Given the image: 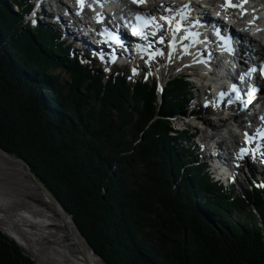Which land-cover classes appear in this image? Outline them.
I'll list each match as a JSON object with an SVG mask.
<instances>
[{"label":"trees","instance_id":"obj_1","mask_svg":"<svg viewBox=\"0 0 264 264\" xmlns=\"http://www.w3.org/2000/svg\"><path fill=\"white\" fill-rule=\"evenodd\" d=\"M21 1L0 0V148L30 165L94 255L103 264H264V186L241 195L216 187L189 163V135L171 134L187 82L170 80L159 101L155 82L84 66L48 26L23 25L30 6L18 14L8 5ZM0 264L35 262L0 231Z\"/></svg>","mask_w":264,"mask_h":264},{"label":"rangeland","instance_id":"obj_2","mask_svg":"<svg viewBox=\"0 0 264 264\" xmlns=\"http://www.w3.org/2000/svg\"><path fill=\"white\" fill-rule=\"evenodd\" d=\"M213 1L218 2L221 0H213ZM235 2H239V0H235ZM257 2H261V0H257L251 3H257ZM24 3L25 2H23L22 5L15 4V7L17 9L14 8L13 10L11 8L10 2H8V5L11 11H13L14 13H17L19 12V6L20 8L21 7L25 8L27 4L25 3L26 5L24 6ZM232 3L234 5H237L234 3V0L232 1ZM176 4H178V1L176 2ZM262 5H264V0H262ZM234 9L236 8L233 7V10L230 9V13L236 16L233 12ZM25 24L27 23H25L24 21L23 25ZM30 27L35 28L33 25H30ZM162 48H165V45H162ZM74 51H78V50H74ZM160 51L163 53V55H160V56L163 58H166V60H168L169 62H165V63H161L157 61H154V63L143 62V64L138 65L139 69L135 70V73H133V68L129 70H124L127 81L133 83L136 79L140 78L148 84H151L152 82H158L161 84L160 86L163 87L166 81L172 78L173 76H175V74H177L180 71V69L178 68V62L175 60L174 57H171V59H169V56H166V54L169 53L168 52L169 49L167 50L166 53L164 52V49ZM74 55L77 56V54H74ZM79 57H80L79 59L81 63L84 66H86L87 63H90L89 66H91V62H88L85 57H82L80 54H79ZM102 62L103 61L99 59V63L96 62L92 64L100 66L104 74L111 71L109 67L103 66ZM179 65L183 67V64H179ZM189 85L191 84L189 83ZM193 88L194 86H192L190 89L191 93H194ZM201 92H206V90L201 89ZM160 99L161 97L159 98V101H161ZM192 108H193V103H191L187 107L186 111H189ZM208 110H206L205 107H202L201 110H198L195 114L197 117H200V119L202 118L204 120H207L211 124L213 122L215 123L216 127L220 128L221 122L217 120L216 112L212 110L211 111L210 110L208 111ZM177 120L184 122V124L187 126L188 125L190 126L191 124V120H187L186 118L182 116H178V115L175 116V120H171V123L172 121H177ZM171 125H174V123H172ZM10 159L15 160L16 158L12 157ZM262 161H264V156L258 157L257 160L255 161L247 160V162H242L243 163L242 168L239 171L237 169L236 174L233 177V179L237 180V182L233 185L224 184L226 185L224 186L226 187L225 190H229L233 186L232 190L234 191V194L241 195L246 190H249L251 187H255V188L262 187V185L264 184V175H263L264 162ZM250 164H254L253 166L254 170L248 171V166ZM37 181L38 180H34L32 178L28 170L25 168V166L21 162L10 161L0 154V208H2L3 212L9 213L11 218H13L18 210L20 209L26 210L30 208L31 211L29 212H31V214L29 215L33 217L35 216V219L37 221L31 224L30 222L29 224L28 223L26 224L29 226L31 225L30 228L28 227L29 231H32L34 233H35L34 230L38 231L39 236L37 237L39 239V242H41L40 246H42V248L54 247L55 243H59L60 245L67 247V245L70 242H72V239L75 236L76 242L86 251H90V249L87 247L83 239L79 236L76 230V227L71 223V221L69 225L65 223L63 219L64 215L61 213L60 209H58V205L51 198L50 199L45 198V196L43 195L44 191L42 190L41 185H39ZM59 213L60 215L57 216ZM201 213L205 215L208 220L210 219L208 214L205 211L202 210ZM45 215L49 217L47 218ZM65 215L69 219L68 215L67 214ZM14 226H17V225L15 224ZM33 227H35L36 229H34ZM23 251L28 257H30L35 262V264H39L38 260H36L35 256H33L32 253L26 252L25 250ZM41 253L44 255L43 250H41ZM93 256L95 259V264H103V262L100 259H98L95 255ZM78 262L83 263L82 260H78ZM49 264H53V263L49 262Z\"/></svg>","mask_w":264,"mask_h":264},{"label":"bare ground","instance_id":"obj_3","mask_svg":"<svg viewBox=\"0 0 264 264\" xmlns=\"http://www.w3.org/2000/svg\"><path fill=\"white\" fill-rule=\"evenodd\" d=\"M177 1H178V4H180V5L184 4L186 1H189V2H194V1L195 2H199L200 1V2L203 3L202 0H145L144 3L147 2V7L148 8L146 7V5L144 3L140 4L138 6L143 8V10H148V9L151 10V8H153V9H157V10L159 9V11L161 9V11H162L164 9L161 7V5H163L164 7H168V6L174 7ZM254 1H256V0H244V1H242V4H244L247 7H249L252 4L251 2H254ZM261 2H262V0H261ZM20 3H22V1ZM222 3H225V1L223 0ZM229 3L232 4V0H229ZM215 4H217V3H215ZM47 5L55 6V2H50L48 4L41 3V5L38 6V8H45ZM199 8L201 9V7H199ZM247 13H249V12H247ZM40 15L45 16L44 13H42ZM194 16H197V18L200 19V18L204 17V13H202V11L198 10L194 14ZM246 17H247V15H246ZM254 17H255V20H254ZM61 22L63 23L62 19H61ZM250 22L252 23V25H251L252 28L250 27L249 29H247L248 32H250L252 29H254V31L264 32V5H263V7L260 10L257 11L256 14H255V12L251 14V21ZM159 24L162 25V23H159ZM77 25H78V21L76 20L72 24V29L69 32L78 33L79 32L78 28H76ZM162 26H163V28H162V30L160 32H161V36L164 37L163 45H165V48H162V43H158L157 44L158 45L157 48L160 49V50L164 49V52L166 53L167 50L169 49V43L173 40V31H174V29L172 28V26H171V29H170L168 24H167V26L166 25H162ZM83 27L84 26L82 25V28ZM90 27H92V26H90ZM87 29L88 28L86 27L85 30H87ZM207 32L208 31H206V33ZM199 33L201 34V30L199 31ZM181 36H182V33H180V35H176V40L180 41L179 39H181ZM213 40H214L213 38H212V40L207 39L205 42L213 43ZM82 41L86 42V44H88L90 41H94L93 35L84 36L82 38ZM202 42H204V40H199L197 43H198V45L201 43V46H202V44H204ZM190 43L192 44V42H190ZM111 50L112 49H109V51H111ZM216 50H217V47H215V46H212L210 48V52L212 54H215ZM105 51H107V49H105ZM189 53L190 52L188 50L187 54L183 55V51L181 49H177L176 50L174 48L171 57H174L175 60H180L179 61L180 64H183V67L180 68V72L189 73L190 71H196V72L200 73V75H196V78L191 80L192 83L190 82L191 86H194V93L196 95V101H194V104L196 106L195 108L196 109H197V107L200 108L201 104H203L204 106H209L208 105L209 104L208 97L207 98L205 96L204 97H199V95L200 94L205 95L208 89L209 90L212 89L214 91H217V90L221 91L222 90V87H221L222 84H217L216 83V78H218V76L220 75L218 73V70L220 69V61H219V63L217 65H215L214 62H213V59H214L213 57H208V55L207 56L205 55L204 59H202V56H199L203 61L205 60V62H203V65L200 66V68H199V67L194 65L195 63H190L189 62V58H190ZM117 55L121 56V53H118ZM128 55H129V52H128ZM123 56H124V54H123ZM166 56H169V54H166ZM163 60L164 61H160V62L161 63L169 62L168 60H166V58H163ZM220 72H221V70H220ZM190 76H192V75L190 74ZM177 77H179V75L175 74V76H173L172 78L167 80V82L163 85V87L160 86V88H159L160 95L163 93L165 87L167 86V83L170 80L175 79ZM196 81H197V83H196ZM201 89L206 90V92H201ZM214 94H219V92H214ZM252 99L254 101H258V99H256L255 97H252ZM218 104H219V101L217 100V97H216V100H214L213 103H211V106L214 107V108H218ZM228 108H230V107H228ZM218 113H217V116L221 117V120L219 121V122H221L223 118H222V115L218 114ZM260 113L263 114L264 111H262V112L260 111ZM204 121H205L206 125H209V126L213 127L212 132L215 134V136L220 133L219 127L214 126L215 123L212 122V124H211L207 120H204ZM232 128H233V125H229L228 127L224 126V131H225L226 136H228L230 138V140L234 144H236V147H238L239 141H238V139H236L235 133L232 132ZM206 136L209 137L208 134ZM201 147L202 148H206V150H205L206 154L208 153L209 155H211V159L220 167V172H223V168L225 167V163L223 162V160L220 161L221 157L220 158L216 157L215 151H214L215 150L214 147H213V150H212V147H211V149H208L204 142L201 143ZM0 154L3 157H5L6 159L10 160V161L17 162V161H15L13 159L7 158L3 153H0ZM224 160H225V158H224ZM198 166L200 167L201 165L199 164ZM253 166H254V164H250L248 166V171L254 170ZM246 168H247V166H246ZM228 172H229V167H227V170L223 174L219 175V174H217V172H214V173L218 177H224L226 174H228ZM263 175H264V169H263ZM43 195L45 196L46 199H50L49 195L46 192H44ZM29 211H31L30 208H28L26 210H21L20 209V210H18L16 212L14 217L11 218L9 213H4L2 208H0V229L6 235H8L12 240H14L23 250H25L26 252L32 253V255L35 256L36 260H38L39 264H47V263L49 264V262H51L53 264H95V259H94L93 254L90 251H86L85 249H83L76 242V237L75 236L72 239V242H70L67 245V247L66 246H62L59 243H55L54 247L42 248V246H40L41 242H39V239L37 237V236H39L38 235V231L34 230L35 233L32 232V231H29V228L31 227V225L29 226V225L26 224V223L29 224V222L31 224V223L36 221L35 220V216L33 217V216L29 215V214H31V212H29ZM62 214L64 215L63 219H64L65 223L67 225H69L70 224V220L66 217V215L64 213H62ZM15 224L17 226H14ZM33 228L36 229L35 227H33ZM22 230H24V231H22ZM74 247H76V248H74ZM41 250H43L44 255L41 253ZM78 260H82L83 263L78 262Z\"/></svg>","mask_w":264,"mask_h":264},{"label":"snow or ice","instance_id":"obj_4","mask_svg":"<svg viewBox=\"0 0 264 264\" xmlns=\"http://www.w3.org/2000/svg\"><path fill=\"white\" fill-rule=\"evenodd\" d=\"M132 3L140 5L145 2V0H131ZM85 0H77V4L82 8L84 6ZM226 7H237V5H233L229 3V0H225ZM161 7L164 9L165 12L171 13L170 16H161L160 19L164 20L169 28L171 29V26L173 22L177 24V28L173 31V40L169 43V59H171L172 52L174 49L175 44V38H176V32L180 31L181 28H183L185 35L181 37L182 40L185 39H191L193 42H198L195 40L196 37H198V33L191 32L189 29L193 26V24L198 25L199 21L190 22L189 17L191 13L190 4H183L179 8H174L172 6L164 7L161 5ZM219 15V14H218ZM135 24L132 25L131 34L133 36L139 37L141 40H147L149 36H155L157 31H161L163 26L156 22V18L152 16L150 13H137L134 17ZM101 16L100 14H97V22H100ZM255 20V17H254ZM217 36L224 41V47L226 50L231 51V40L228 37H222L220 36L219 31H217ZM104 35H106L107 40H110L113 44L121 46L122 40L121 37L118 34H114L113 32H110L108 30H105ZM159 42H164V37L161 36L159 38ZM187 47L188 45L184 46V54H187ZM138 51L142 53H146L149 56V59H153L156 55H163V53L160 50H155L149 52V49L152 48L151 42L145 46L137 45ZM147 62V61H146ZM251 71H256L255 69H251ZM133 73H135V69L133 70ZM249 75V73H244L241 75V81L244 80V77ZM260 75L262 78H264V64L261 66ZM231 92L236 94V100L243 106L247 107L249 103H251L252 97L255 95L256 92L259 91L257 88L250 87L249 90L244 93V96L247 97L242 98L240 94V89L237 87V85H232ZM224 93H221V96H223ZM231 102V101H230ZM245 141L246 143H252L253 140L256 139H264V128H258L256 133L253 136H249L248 133H245ZM264 147V145H261L259 143L256 144L254 149H245L241 148L240 152L237 154L238 159H243L244 155H251V158L255 160L256 155L264 156V152H261L260 149ZM264 162V161H262ZM264 186V185H262Z\"/></svg>","mask_w":264,"mask_h":264},{"label":"water","instance_id":"obj_5","mask_svg":"<svg viewBox=\"0 0 264 264\" xmlns=\"http://www.w3.org/2000/svg\"><path fill=\"white\" fill-rule=\"evenodd\" d=\"M0 152L1 153H3L7 158H12V156H10L8 153H6L5 151H3L1 148H0ZM15 161H18V162H21L24 166H25V168L28 170V172H29V174L32 176V178L34 179V180H37L36 179V177H35V175L34 174H32L31 173V167H30V165L26 162V161H24L23 159H21V158H16L15 159ZM38 183H39V185H41V187H42V190L44 191V192H46L48 195H49V197L58 205V208L61 210V212L62 213H64V214H67L68 215V217H69V219H70V221H71V223L74 225V223H73V219H72V216L70 215V214H68V213H66V211H65V209L63 208V206L61 205V203L52 195V193L42 184V183H40L39 181H37ZM46 212V211H45ZM60 215V213L57 215V216H59ZM46 216V215H45ZM47 218L49 217V216H46ZM36 220V219H35ZM37 221V220H36ZM0 231H1V229H0ZM2 232V231H1ZM77 232H78V230H77ZM3 233V232H2ZM78 234H79V232H78ZM4 235L5 236H7V237H9L8 235H6L5 233H4ZM79 236H80V234H79ZM81 237V236H80ZM10 238V237H9ZM82 238V237H81ZM11 239V238H10ZM12 240V239H11ZM17 246H19L14 240H12ZM83 241L85 242V244L87 245V247L90 249V247L88 246V244L86 243V241L83 239ZM20 247V246H19ZM21 248V247H20ZM90 252L94 255V253H93V251L90 249ZM97 257V256H96ZM98 258V257H97ZM99 259V258H98Z\"/></svg>","mask_w":264,"mask_h":264}]
</instances>
